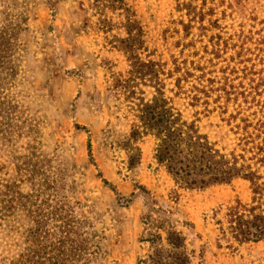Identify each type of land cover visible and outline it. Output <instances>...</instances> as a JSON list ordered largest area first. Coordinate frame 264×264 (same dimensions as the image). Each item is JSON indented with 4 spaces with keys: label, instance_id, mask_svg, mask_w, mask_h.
<instances>
[{
    "label": "rangeland",
    "instance_id": "1",
    "mask_svg": "<svg viewBox=\"0 0 264 264\" xmlns=\"http://www.w3.org/2000/svg\"><path fill=\"white\" fill-rule=\"evenodd\" d=\"M124 2L143 32L141 59L163 64L165 96L185 119L198 118L217 148L239 154L235 127L264 114V83L258 81L264 76V0ZM105 5L0 0V65L10 69L0 91V183L17 175L16 165H33L34 180L23 182L20 192L74 223L71 238L80 236L89 248L86 264L171 260L169 231L184 238L188 264H264V240L217 241L214 212L249 202L248 182L175 186L153 160L151 137L138 143L140 163L128 167L123 144L132 116L111 90L113 77L130 69L113 48V37H126L124 17ZM139 89L151 97V88ZM28 227L19 212L3 222L0 258L18 251ZM155 232L161 239L151 244L148 234Z\"/></svg>",
    "mask_w": 264,
    "mask_h": 264
},
{
    "label": "trees",
    "instance_id": "2",
    "mask_svg": "<svg viewBox=\"0 0 264 264\" xmlns=\"http://www.w3.org/2000/svg\"><path fill=\"white\" fill-rule=\"evenodd\" d=\"M98 2L106 4L104 7L112 11L122 12L124 17L126 37H113V42L118 44L113 48L123 53L130 69L126 77H113L111 90L115 96L123 98L132 116L130 131L123 144L128 167L132 169L140 163L138 143L145 137H151L154 140L153 160L157 167L164 169L175 186L201 190L227 185L237 179L248 182L251 189L249 202L236 200L223 215H220V211L214 212L213 218L219 231L217 241L237 245L263 241L264 177L259 169L264 168V114L256 122L242 119V128L235 127L241 132L238 139L239 154L234 150L226 153L224 149L217 148L216 142L201 131L199 119H185L174 107L173 99L165 96L164 84L160 79L164 75L163 64L141 59L140 52L144 51L143 32L135 20L134 12L124 0H94L95 4ZM8 69L0 65V91L4 88ZM176 70H179L177 65ZM258 81L264 83V76ZM179 82L180 79H177L175 87L180 89ZM140 86L153 90L150 98L145 97ZM1 95L0 92V101L5 98ZM190 100L199 102L194 96ZM8 134L4 130L3 139ZM16 168L17 175L12 180L0 183V231L3 222L16 212L28 219L30 227L22 231L24 239L17 245L18 251L10 257L0 258V264H86L89 248L80 236L77 235V240L71 238L72 233L76 234L73 232L74 223L64 217H54L51 212L41 209V204H36L33 200L36 197L20 192L23 182L34 180L32 176L36 171L33 165L22 163ZM160 239L161 235L155 232L149 233L147 240L154 244ZM166 242L175 256L171 260L152 258L151 264H188V259L181 251L184 246L181 234L167 232ZM229 248L232 246L229 245Z\"/></svg>",
    "mask_w": 264,
    "mask_h": 264
}]
</instances>
